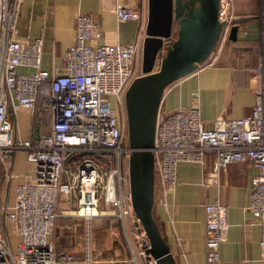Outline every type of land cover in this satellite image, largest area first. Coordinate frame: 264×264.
<instances>
[{
  "label": "built area",
  "instance_id": "built-area-1",
  "mask_svg": "<svg viewBox=\"0 0 264 264\" xmlns=\"http://www.w3.org/2000/svg\"><path fill=\"white\" fill-rule=\"evenodd\" d=\"M19 1L0 0V188L4 197L0 201V264H155L145 254L148 241L130 207L129 148L123 141L121 114L123 93L140 72L141 43H90L100 31L91 14L78 11L73 42L65 51L61 70L47 72L40 67L41 37L27 42L14 36ZM113 15L117 21L141 20V13L130 5L115 4ZM217 18L222 22L218 40H225L234 20L231 0H220ZM19 67L25 71L18 72ZM253 74L258 82L247 116L215 118L205 128L196 101L166 114L157 108L151 153L161 197L175 184L178 162L201 163L205 154L210 155L211 168L204 183L216 187L226 165L249 161L259 173L250 179L247 209L257 224H263L264 79L260 63ZM106 97L113 98V106ZM17 107L31 117V134L23 140L14 134ZM41 126L47 132H40ZM17 150L24 151L31 169L20 175L9 203L6 184L13 178L11 163ZM99 161L110 167L101 168ZM60 198L74 200L75 214L84 220L82 258L55 249L52 230ZM99 200L115 210L121 224L129 220L134 233L133 243H127L129 256L120 262L91 259L88 224L97 215ZM203 216L204 259L217 262L227 229L226 208L216 200L205 203ZM10 232L16 238L14 251Z\"/></svg>",
  "mask_w": 264,
  "mask_h": 264
},
{
  "label": "crops",
  "instance_id": "crops-1",
  "mask_svg": "<svg viewBox=\"0 0 264 264\" xmlns=\"http://www.w3.org/2000/svg\"><path fill=\"white\" fill-rule=\"evenodd\" d=\"M115 4L134 7L141 13V20H115ZM78 11L91 14L100 31V36L90 43L126 44L135 40L141 43L146 0H20L14 36L27 42L40 36V67L47 72H59L65 51L73 42L74 15ZM231 11L235 20L232 25L236 26L235 40H217L203 63L168 84L159 101V113L186 108L196 101L205 128H210L215 118L233 119L250 114L258 82L253 71L258 63L264 79V37L261 35L264 0H231ZM17 71L25 69L19 67ZM16 109L14 134L23 140L31 134V117L26 109ZM39 131L47 132V127L41 126ZM210 168L208 154L201 163L178 162L175 184L162 197L153 174L151 216L161 239L176 264H264V237L261 236L264 222L257 224L247 209L250 179L259 173L258 168L249 161L230 163L219 172L216 187L204 183ZM11 169V185L15 188L20 175L31 169L21 150L14 153ZM3 198L0 192V201ZM65 200H58L57 215L68 206ZM215 200L226 208L227 229L224 241L219 244L217 262L206 263L203 204ZM12 201L13 197L8 202ZM10 235L13 234L10 232Z\"/></svg>",
  "mask_w": 264,
  "mask_h": 264
},
{
  "label": "water",
  "instance_id": "water-1",
  "mask_svg": "<svg viewBox=\"0 0 264 264\" xmlns=\"http://www.w3.org/2000/svg\"><path fill=\"white\" fill-rule=\"evenodd\" d=\"M220 0H146L140 45V74L123 93L126 127L127 181L130 207L144 232L145 254L155 264H176L151 216L153 196L154 121L163 89L203 63L216 44L222 22ZM235 20H233L234 22ZM176 26L171 39L172 25ZM236 26L227 40L234 41ZM156 65V69H154Z\"/></svg>",
  "mask_w": 264,
  "mask_h": 264
},
{
  "label": "rangeland",
  "instance_id": "rangeland-1",
  "mask_svg": "<svg viewBox=\"0 0 264 264\" xmlns=\"http://www.w3.org/2000/svg\"><path fill=\"white\" fill-rule=\"evenodd\" d=\"M171 33V39L174 38ZM156 65L154 69H156ZM140 74V72H139ZM138 74V75H139ZM106 99L113 106V98L106 97ZM117 109V107H116ZM122 118L124 120L123 128V141L126 143V127H125V115L124 108L122 106ZM127 145V144H126ZM20 151V150H17ZM24 153V151H21ZM101 168H109V165L103 166V162H98ZM124 171V165L121 168ZM3 171L0 164V183H3ZM12 182V181H11ZM11 182L6 184L8 187L7 200L11 201L14 194V184ZM1 192V188H0ZM11 198V199H10ZM66 201V200H65ZM74 200H67L68 206L66 209L57 215L56 223H54L52 230V240L56 244L55 246L59 250L73 252L75 255L80 253V257L83 256L82 245L84 238V220L78 218L75 214V202ZM97 215L89 221L90 231V256L95 261H117L125 260L129 256L128 241L133 243V236L129 225V220L123 224L115 217V210L112 207L104 205L101 200L98 201L96 208ZM81 221V222H80ZM83 221V223H82ZM10 245L12 251H14V243L16 238L10 235Z\"/></svg>",
  "mask_w": 264,
  "mask_h": 264
},
{
  "label": "trees",
  "instance_id": "trees-1",
  "mask_svg": "<svg viewBox=\"0 0 264 264\" xmlns=\"http://www.w3.org/2000/svg\"><path fill=\"white\" fill-rule=\"evenodd\" d=\"M171 33H172V36H174L175 35V32H174V30H173V27H172V31H171ZM56 221H57V219H55V221H54V223H56ZM57 250H59L57 247H55ZM69 252V251H68ZM72 253V252H71ZM81 255H80V253H78V255H76V257L77 258H79Z\"/></svg>",
  "mask_w": 264,
  "mask_h": 264
},
{
  "label": "flooded vegetation",
  "instance_id": "flooded-vegetation-1",
  "mask_svg": "<svg viewBox=\"0 0 264 264\" xmlns=\"http://www.w3.org/2000/svg\"><path fill=\"white\" fill-rule=\"evenodd\" d=\"M172 27H175V25L173 24Z\"/></svg>",
  "mask_w": 264,
  "mask_h": 264
}]
</instances>
